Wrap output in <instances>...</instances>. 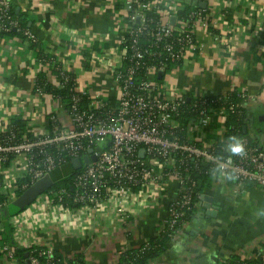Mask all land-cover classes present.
Segmentation results:
<instances>
[{
    "label": "crops",
    "instance_id": "0c3cea01",
    "mask_svg": "<svg viewBox=\"0 0 264 264\" xmlns=\"http://www.w3.org/2000/svg\"><path fill=\"white\" fill-rule=\"evenodd\" d=\"M11 1L17 13L29 19L43 53L74 74L79 89L99 94L112 108L118 105L120 95L112 70L120 65L127 0ZM166 1L197 7L217 17L221 8L228 13L216 27H199L196 37L204 48L194 64L172 66L159 81L167 91L188 102L236 89L246 91L254 99L247 110V136L263 148L264 0H233L227 7L223 0ZM249 5L255 6L256 13ZM251 14L249 21L246 16ZM53 71L54 66L41 62L38 50L20 37H0V132L15 118L25 120L33 136L50 131L52 116L62 125L70 123L68 111L59 100L34 91L42 74L49 83L60 85ZM209 116L206 126L202 119H187L183 135L191 139L195 128L202 129L195 137L200 146L221 153L228 119L216 117L212 111ZM0 170L2 178H7L2 192L7 201L10 195L17 197L14 206L25 193L19 195V189L26 190L29 185L21 184L27 173L19 168ZM178 187V182L171 180L164 190L152 187L143 198L129 201L128 218L107 202L82 224L75 217L54 212L37 217L39 206L45 204L35 200L30 205L14 206L21 211L9 218L0 214V228L4 232L5 225H10L13 240L20 237L27 247H53L64 257H83L86 264H118L125 252L160 236ZM203 189L194 213L150 264H225L236 259L256 261L264 253V189L249 186L237 192L232 178L220 173H213L210 185ZM15 218H19L17 222H13ZM0 264L11 263L0 256Z\"/></svg>",
    "mask_w": 264,
    "mask_h": 264
},
{
    "label": "built area",
    "instance_id": "2783aa9c",
    "mask_svg": "<svg viewBox=\"0 0 264 264\" xmlns=\"http://www.w3.org/2000/svg\"><path fill=\"white\" fill-rule=\"evenodd\" d=\"M232 2L223 0L226 7ZM249 8L256 13L255 6L249 5ZM12 11L11 0H0V37L16 31L23 33L27 40L37 42L31 29L21 28ZM217 13L219 17L215 13L205 14L197 7L186 8L166 0H127L126 34L119 48L120 65L112 70L120 95L118 105L109 108V103L99 94L91 95L79 89L76 81L70 109H67L68 125L60 124L58 118L52 116L51 130L47 133L24 138L20 144L13 142L15 135L0 141V167L10 161V169H23L31 178L25 192L48 176L55 184L52 173L69 162L86 156L90 159L89 164L76 171L72 191L50 187L36 199L45 204L43 208L39 206L37 217L54 212L75 217L82 224L90 214L100 211L109 202L115 205L120 216L128 218L129 201L143 198L152 187L164 190L171 180H175L179 184L178 193L170 203L166 221L174 237L175 227L192 210L193 195L198 187L191 173V161L194 164L200 162L214 173L232 177L237 192H243L249 186L264 189V150L252 138H240L245 153L233 155L227 147L230 137L226 131L225 148L221 153L209 152L200 146L195 137L203 132L202 129L195 128L192 140L183 135L187 128L186 120L183 121L186 115L193 113L191 119H202L206 126L214 102L229 106L227 110H211L216 117H226L227 112L243 117L254 99L246 91L236 89L222 95L200 97L189 106L186 98L167 91L166 85L159 81L172 66L189 67L196 62L204 48L197 41V31L201 25L216 27L228 11L221 8ZM246 18L252 21L253 16ZM52 65L57 67L55 62ZM70 73L66 68L60 73L65 84L71 80ZM58 81L61 83L60 78ZM38 93L46 94L44 89H39ZM83 97L90 99L87 110L80 109ZM231 97L240 102L234 104ZM57 100L66 108L61 98ZM37 149L42 156L40 160L35 159L38 158L34 155ZM5 179L0 172V192L4 183L7 184ZM16 199L10 195L9 201L0 203V209ZM70 204L74 208L68 207ZM164 230L163 227L161 233ZM2 232L0 228V256L11 264H20L17 249L41 247L24 246L20 237H16L13 244L4 243ZM55 253L53 247H47L42 253L46 262L31 257L27 264H57ZM261 261L264 264V253Z\"/></svg>",
    "mask_w": 264,
    "mask_h": 264
},
{
    "label": "trees",
    "instance_id": "16d2710c",
    "mask_svg": "<svg viewBox=\"0 0 264 264\" xmlns=\"http://www.w3.org/2000/svg\"><path fill=\"white\" fill-rule=\"evenodd\" d=\"M144 1H154V0H144ZM199 9V8H198ZM12 15L14 18L18 19L21 28L24 30H30V21L24 14H18L16 9L13 7ZM157 18V17H155ZM18 36L23 41L27 42L30 47L33 49H37L39 52V60L43 63H57V67H54L53 73L56 74L58 79L60 78V85H53L48 82L46 75L42 74L39 76V79L37 81L35 92L39 89H44L45 93L50 94L54 96L55 98H61L62 101L66 104V109H70L71 100L73 98L74 92L73 89L76 86V77L74 74L70 73L71 80L68 83H64V80H61L60 73L63 71V67L56 61V59H53L51 56L46 55L41 50L40 43L33 42L30 40H27V38L23 35V33H18L16 31H12L8 34V36ZM5 36V34H3ZM7 36V34H6ZM88 52V51H86ZM88 54V53H87ZM88 57V55H86ZM89 63V61H88ZM88 63H85L86 68H89ZM163 80L162 78H159V80ZM230 101H233L234 104H238L240 100H238L236 97H231ZM90 99L88 97H83L80 105L81 110H87L89 107ZM194 102H187L189 106L194 104ZM201 106V105H200ZM111 106L109 105V108ZM228 104L218 103L214 102L209 109V113L211 110L214 111L216 108L220 109H226L228 108ZM108 110V108H106ZM104 112H106L104 110ZM227 112V111H226ZM245 116H238L237 114L227 112V119H228V131L227 135L228 137H238L239 139L242 137H245L248 135L250 131L249 127V119L247 112L244 111ZM193 113L186 115V117L183 119L187 120L189 118H192ZM51 130V128H50ZM15 135L14 143L20 144L22 143V139L24 138H34V136L31 134L29 129L27 128L26 121L21 118H15L10 123L5 124L0 132V141L4 142L5 140H9L11 137ZM34 155L38 156L36 157V160L42 159V156L39 153V150L34 151ZM13 159V157H11ZM191 168H192V176L197 181L198 187L195 189V194L193 195V207L192 210L188 212V215L182 219L179 224L175 227L174 231L178 232V230L182 227V225L190 218V216L194 213L196 209V205L200 201V194L204 191V187L206 185H210V180L212 177V174L214 173L212 170L207 169L202 166V164L195 163L194 161H191ZM5 167H10V161L5 163ZM76 171L73 167L72 161L68 164L58 168L55 172L52 173L53 179L55 181V184L52 186L53 189L59 190L61 188H66L69 191H72V185H73V177L76 173ZM232 178V177H231ZM233 180V178H232ZM31 178L29 176H26L22 179L21 184H30ZM234 182V180H233ZM51 188V189H52ZM25 192V190H22L21 188L18 191V194L21 195ZM7 201L6 194H3V192H0V203L4 204ZM70 208H74V205L70 204L68 205ZM11 210V212H10ZM20 208L14 207L12 204L9 206H5L0 209V214L3 217L9 218L11 214H16L20 212ZM164 231L160 234V236L156 239L150 240L147 243L143 244L141 247L130 250L128 252H125L118 264H150L153 260L159 257L160 254H162L171 243L173 239V233L168 229V222L164 225ZM3 235V242L4 243H11L13 244V232L10 227V225H5L4 232H2ZM47 247H32L28 249H17L16 250V257L20 261V263H26L31 257H39L43 262H46V258L42 256V253L45 252ZM55 262L57 264H86L85 259L81 256L74 257V258H67L64 257L61 254L55 253ZM231 264H262L261 257L257 259L256 261H249L246 259H236L230 261Z\"/></svg>",
    "mask_w": 264,
    "mask_h": 264
},
{
    "label": "water",
    "instance_id": "95a60500",
    "mask_svg": "<svg viewBox=\"0 0 264 264\" xmlns=\"http://www.w3.org/2000/svg\"><path fill=\"white\" fill-rule=\"evenodd\" d=\"M174 21V20H173ZM264 150V147L262 148ZM93 150H90V153H92ZM95 160V158H93ZM73 167L75 170H81L83 168V165L89 164L90 159L86 156L82 160L81 159H75L73 162ZM53 181L50 176L46 177L45 179L38 181L35 185L30 187L15 203L14 206H26L33 203L41 194L46 192L50 187L53 186ZM205 198V197H204ZM207 198V197H206ZM207 201H211L210 199H207ZM206 208L212 209V206L206 205ZM214 210L217 211V208L214 207ZM211 212V211H210ZM214 215V213H213Z\"/></svg>",
    "mask_w": 264,
    "mask_h": 264
},
{
    "label": "clouds",
    "instance_id": "9594fccd",
    "mask_svg": "<svg viewBox=\"0 0 264 264\" xmlns=\"http://www.w3.org/2000/svg\"><path fill=\"white\" fill-rule=\"evenodd\" d=\"M227 147L233 155H243L245 153L244 143L238 137H230Z\"/></svg>",
    "mask_w": 264,
    "mask_h": 264
}]
</instances>
